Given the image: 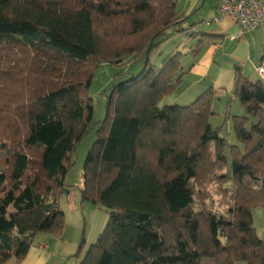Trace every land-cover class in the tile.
Here are the masks:
<instances>
[{"label": "trees", "instance_id": "trees-1", "mask_svg": "<svg viewBox=\"0 0 264 264\" xmlns=\"http://www.w3.org/2000/svg\"><path fill=\"white\" fill-rule=\"evenodd\" d=\"M179 20L177 0H0V95L10 79L32 76L35 58L44 63L38 79L48 81L49 70L64 79L32 101L9 102L16 147L0 169V264L22 260L39 233L63 234L59 195L93 118L91 70L142 54L143 70L106 92L82 198L109 217L96 243L80 244L76 264H264L254 225L255 209L264 207V80L235 69L233 94L245 110L233 116L240 145H229L210 121L213 87L189 105L161 106L190 71L181 63L187 53L172 52L159 66L150 53ZM195 31L187 37L197 58L218 36ZM214 185L225 211L208 203Z\"/></svg>", "mask_w": 264, "mask_h": 264}, {"label": "rangeland", "instance_id": "rangeland-1", "mask_svg": "<svg viewBox=\"0 0 264 264\" xmlns=\"http://www.w3.org/2000/svg\"><path fill=\"white\" fill-rule=\"evenodd\" d=\"M163 47L162 45L160 48L154 49L150 53V61L154 66H159L169 55L168 53H161ZM11 55L13 56L12 53ZM36 59L37 58H35L34 61H30L32 62V67H30V72L28 71V73H32L30 74L32 76L27 78V80H23L22 76H24V74L19 75L14 83L13 80L10 79L8 88H5L6 93L0 95V107L3 108L6 113V115H3L4 117H1L4 120L0 121V169L7 168L4 159L6 153L4 152L12 151L13 148L16 147L13 145V139H11L13 134V122H11L13 118V103L10 105L9 102L13 101V98L20 101H22L21 98H23L25 102L32 101L38 94L49 92L50 89L53 90L57 85H61L64 82L63 78L61 79L60 76H57L50 70L45 73V75L48 76L49 82L44 77L38 79L35 75H44L42 74L44 71V63L36 61ZM145 64L146 55L142 54L137 57H131L122 64L102 62L91 70L92 81L89 88V95L92 97L94 104L93 118L88 133L77 144L72 153L71 166L64 179L66 187L59 195L60 207L65 213V228L63 234H65L67 242L76 244L70 258V262H73V264L76 260L75 254L83 240H85V245H87L85 246L86 249L90 245L96 243L109 217L107 209L102 205H97L92 200L83 201L82 198L84 164L89 150L97 139L99 125L106 118V92L109 91L114 84L128 80L133 75L140 73L145 67ZM44 80H46V82H44ZM171 95L166 96L161 101V106L174 104L168 103L169 101L167 98ZM24 106L25 105L20 106L19 109L25 110ZM244 114V109H242L241 112H231L230 114L224 109L221 112H216V114L211 117L210 121L214 127L220 129L221 136L227 139L229 145H240L234 133L233 116ZM250 121H255V118L251 117ZM16 123L21 131L24 125L23 120L16 121ZM32 155L36 156L37 150H35ZM215 185L211 187L214 197L208 203L216 210L225 211V207L221 204L220 196L216 193L217 186ZM254 225L259 235L264 238V207L255 209ZM239 264H246V262L240 261Z\"/></svg>", "mask_w": 264, "mask_h": 264}, {"label": "crops", "instance_id": "crops-1", "mask_svg": "<svg viewBox=\"0 0 264 264\" xmlns=\"http://www.w3.org/2000/svg\"><path fill=\"white\" fill-rule=\"evenodd\" d=\"M177 2L180 20L170 30V37L163 44L161 53L170 54L183 50L187 54L182 59V67L184 70L190 68V71L183 77L175 92L167 98L168 103L189 105L206 89L213 87L216 91L213 104L215 112L227 110L229 102L232 113L241 112L243 108L233 94L235 69L240 66L249 79L259 80L257 68L264 57V30H247L227 16L219 22L215 21L219 16L220 0ZM191 28L196 30L195 34L206 32L218 36L215 41L206 45L197 58L191 54L195 40L187 37V30ZM75 245L67 242L65 234L57 236L39 233L22 260L11 258L6 264H73L70 258ZM76 262L77 259L74 264Z\"/></svg>", "mask_w": 264, "mask_h": 264}, {"label": "built area", "instance_id": "built-area-1", "mask_svg": "<svg viewBox=\"0 0 264 264\" xmlns=\"http://www.w3.org/2000/svg\"><path fill=\"white\" fill-rule=\"evenodd\" d=\"M218 10L219 16L215 18L217 22L227 16L247 30L256 28L264 30V0H220ZM192 32L193 30L188 34ZM257 73L264 80V57L257 68Z\"/></svg>", "mask_w": 264, "mask_h": 264}]
</instances>
